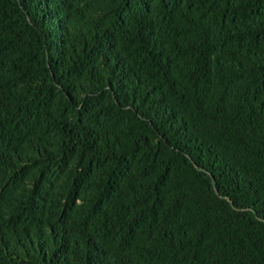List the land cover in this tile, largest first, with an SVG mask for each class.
I'll use <instances>...</instances> for the list:
<instances>
[{
	"label": "trees",
	"instance_id": "1",
	"mask_svg": "<svg viewBox=\"0 0 264 264\" xmlns=\"http://www.w3.org/2000/svg\"><path fill=\"white\" fill-rule=\"evenodd\" d=\"M0 264H264V0H0Z\"/></svg>",
	"mask_w": 264,
	"mask_h": 264
}]
</instances>
